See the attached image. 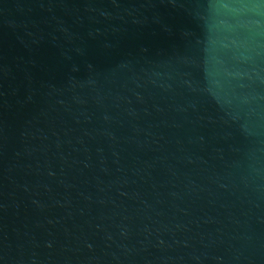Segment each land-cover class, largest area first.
<instances>
[{
  "label": "water",
  "instance_id": "95a60500",
  "mask_svg": "<svg viewBox=\"0 0 264 264\" xmlns=\"http://www.w3.org/2000/svg\"><path fill=\"white\" fill-rule=\"evenodd\" d=\"M0 264H264V0H0Z\"/></svg>",
  "mask_w": 264,
  "mask_h": 264
}]
</instances>
